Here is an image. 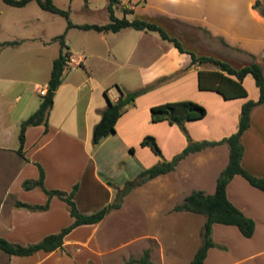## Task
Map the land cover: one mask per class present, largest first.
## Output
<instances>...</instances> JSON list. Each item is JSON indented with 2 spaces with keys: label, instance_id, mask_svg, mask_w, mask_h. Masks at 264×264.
Returning a JSON list of instances; mask_svg holds the SVG:
<instances>
[{
  "label": "crops",
  "instance_id": "crops-1",
  "mask_svg": "<svg viewBox=\"0 0 264 264\" xmlns=\"http://www.w3.org/2000/svg\"><path fill=\"white\" fill-rule=\"evenodd\" d=\"M128 1L126 7L132 9V13H126V17H131L133 14L139 15L140 13H136L139 10L143 12L142 15L148 17H151L149 15L153 12H159V15L194 23L205 29V34L212 38L210 42L212 49H205L204 53L219 54L224 58L220 51L222 50L220 45H223L227 50L236 53L239 58L244 57L245 60L259 62L263 66L264 78V17L251 6L254 0H171L170 2L139 0L140 2L137 3V0H133L136 4ZM259 1L264 5V0ZM148 8L154 10L149 13ZM120 29L111 32H117ZM137 30V40L134 43H142L140 53L148 54L149 57L134 66L143 82L151 76V49L150 45L148 46L151 37L146 30ZM99 32H101L99 39L103 40L108 31ZM216 36H220L223 43L213 42ZM45 39L42 42L46 41ZM65 42L68 45L69 39H65ZM133 45L130 42L127 51ZM171 46H164V50L172 52ZM68 49L70 50L69 45ZM78 50L81 52L74 54L71 48L69 65L84 64L83 57L86 58L89 52L82 46ZM179 53L182 57L178 61L174 58L175 63H172L171 57H169L170 61L165 59L167 62L162 63L165 69L168 66L171 68L170 71L174 69L176 71L170 83L178 87L189 82L188 85H191L194 90L193 96L189 98L203 104L206 109L202 117L185 121L184 124L191 138H219L230 133L235 129L239 105L245 97L224 98L215 90L199 89L196 81L197 69L212 66L206 63L188 64L187 55ZM111 56L114 57V54ZM53 57L54 55L49 56L50 64ZM127 57L126 53L124 57L126 59L123 61L128 60ZM228 57L234 58L235 56ZM84 66L87 67V65H83V73L73 72L75 76H72L71 71L64 72L53 95V101L47 114L46 128L41 123L28 125L25 128L22 143L24 158L19 157L18 159L11 180L13 189L9 191L14 195V200L18 199L31 204L43 203L46 200V195L39 186L30 188L21 186L23 179L38 176L37 165H40L43 172L42 183L45 187L69 190L72 184L76 183L77 187L73 194L75 204L80 211L89 212L111 200L115 193L114 185L121 184L124 179L148 166L151 161V152L147 146L139 144V140L145 133L152 132L157 140V131H159L162 138L166 139L164 144L168 151L163 152L164 158L170 157L175 152L174 150L177 151L185 144V138L175 124H169L165 120L152 122L149 119V106L165 100L187 97H184L179 90V94L152 100L150 89L137 95L133 103L123 108L115 121L113 132H109L92 145L90 142L91 127L99 119L100 110L106 104L102 91L106 90L110 100L118 97V91L116 87H109L106 83L95 80L91 70H87ZM246 76L248 74L242 78V84ZM47 77L48 75L45 76L44 81L38 80L41 84L37 83L33 86L31 93H28L26 87L13 85L11 77L0 78V82L3 80L0 83V136L11 134L17 137L18 122L23 118L24 113L37 106L38 98L34 100L33 97L37 95L39 88L45 89ZM118 81L120 80L114 78L109 83L118 84ZM120 83L122 86L118 85L121 88L133 90L127 82L120 81ZM244 87L247 91L246 97L256 98L257 88L254 83L250 86V92L246 86ZM4 91L8 95H3ZM6 97L20 100L17 103V112L11 119L3 113V105H7L11 113L14 111V106ZM211 103L215 108L212 111V120L209 118ZM240 139L243 148L240 158L242 167L254 175L264 177V103L253 106L250 111L249 124L242 131ZM130 146L133 148L132 151H129ZM1 147L9 150L15 149V147ZM224 150L226 152L227 147ZM199 151L190 153V156L206 152ZM226 159L219 170L226 163ZM178 165L176 164L174 168ZM195 171L198 170L195 169ZM218 171L213 172L211 177L213 187ZM225 194L237 208L253 219V231L249 236H243L232 224L213 223L211 239L214 243L207 248L201 264H264V192L250 185L240 174H233L226 183ZM5 210L6 218H3V226L0 225V236L22 244L36 241L47 233L58 231L72 219L66 203L55 196L49 198L48 205L44 209H29L11 204ZM108 214L114 213L109 210L103 218ZM103 218L96 223L79 224L71 228L64 234L60 248L50 251L37 250L28 255H8L6 264H107L108 261H114V258L118 257L122 264L127 256L136 254L128 251L118 253L117 256L109 255L106 259L105 256L101 258L106 250L102 252L98 249L95 233ZM199 240L201 241L200 233ZM195 248L189 250L191 255ZM191 255L187 258L188 262Z\"/></svg>",
  "mask_w": 264,
  "mask_h": 264
},
{
  "label": "rangeland",
  "instance_id": "rangeland-1",
  "mask_svg": "<svg viewBox=\"0 0 264 264\" xmlns=\"http://www.w3.org/2000/svg\"><path fill=\"white\" fill-rule=\"evenodd\" d=\"M52 1L58 7L67 9L68 18L71 22L102 23L108 20L107 0ZM170 1L167 0V2ZM126 2L127 0H119L116 3L115 14L118 15L122 12V7ZM128 2L136 4L139 1L134 3L133 0H129ZM177 6L179 5L177 4ZM148 10L150 13L154 9L148 8ZM136 13L143 14L139 10ZM159 14V12H153L149 15L151 16L149 18L160 24L170 34L175 35L185 47L195 52H205V49L209 50L211 48L212 38L205 34V29L194 23L175 20ZM64 26L65 18L61 14L41 8L35 0H29L22 6L7 4L0 0V41L18 40L12 45L0 46V78L11 77L13 78V85L26 87L28 93H31L32 87L36 86L40 80L44 81L45 76L48 75L50 69L49 56L57 54L58 42L52 40L50 36L61 32ZM67 30L65 39H69L70 50L72 48L74 54H79L81 51L78 49L82 46L89 52L86 58L83 57V65H87V67H84L91 70L95 80L106 83L109 87H115L109 82L117 78L123 83L127 82L133 89H142L139 94L151 89L152 100L179 94V90L184 94V97L193 96L194 90H192L191 85H188L189 82H186L184 86H178L181 89L170 83L176 71L175 69L170 71L171 68L168 66L165 69L162 63L167 62L165 59L170 61L171 58L172 63H175L182 56L171 46L170 42L161 39L156 31L146 30L151 37L148 44L151 49V76L142 82L138 70L134 66L149 57L148 54L140 53L142 43H134L137 40V29L124 27L117 32L108 31L103 40L99 39L101 32L91 28L82 29L71 26ZM44 38H46V41L42 42ZM215 41L223 43L220 36H216L213 42ZM130 42L134 45L127 51ZM164 46H171L173 51L164 50ZM208 46L209 48H207ZM220 48L222 49L220 50L221 55L223 54L224 58H229L232 62H248L244 57H237L236 53L227 50L225 46L220 45ZM126 53L128 54V60L123 61V59H126L124 58ZM111 54H114V57ZM232 55L235 57H228ZM174 58H176L175 61ZM83 65H70L69 69L71 68V70L67 69V71H71L70 73L75 71L83 73ZM72 76H75V73ZM126 79L128 80L126 81ZM120 81H118V84L122 86ZM2 82L3 80L0 83ZM243 84L250 92V86L253 85L250 75L245 77ZM2 94L8 95L6 91ZM6 98L8 99V97ZM33 99L36 100L37 95ZM8 100L14 106V111L11 113L7 109V105H3V113L11 119L17 112V103L20 100L14 98ZM213 106L214 104L211 103V109L209 107V118L211 120L213 119L212 111L215 109ZM31 111L24 113L23 118ZM152 125L151 123V127ZM177 129L179 128L177 127ZM185 129L187 131L186 126ZM157 132L158 139L155 141L161 154L163 152L167 153L168 149L164 144L166 139L162 138L159 131ZM187 133L191 138L190 133L188 131ZM1 146L15 147L16 149L18 146L17 137H13L11 134L4 137L0 136V225L2 227L3 218H6L5 209L13 204L12 201L15 198L9 192L13 189L12 176L19 157L21 159L23 157L19 156L14 151L15 149L9 150ZM208 147H204L205 150L200 149L199 152L206 151L205 153L202 152L201 155L190 156V152L185 154L178 160L177 164L179 165L172 171L167 174H159L135 186L122 197L119 207L110 209L114 214L105 216L95 233L98 249L102 252L106 250L101 258L105 256L106 259L109 255L117 256L118 253L128 251L138 255L143 248L148 247L150 258L156 264H189L187 259L191 255L189 250L195 248L200 242L199 233L203 215L183 210H172V205L195 187L203 188L204 192L212 191V174L222 166V162L227 158V151L224 150L226 149L224 143ZM181 148L177 151L174 150L175 152L172 154L178 152ZM149 151L151 152V161L148 166L160 159L158 154L150 149ZM194 152L197 153L198 151ZM195 169L198 171H195ZM119 260V257L114 258V261L111 262L107 260V264H121ZM6 261L7 254L0 250V264H6Z\"/></svg>",
  "mask_w": 264,
  "mask_h": 264
},
{
  "label": "trees",
  "instance_id": "trees-1",
  "mask_svg": "<svg viewBox=\"0 0 264 264\" xmlns=\"http://www.w3.org/2000/svg\"><path fill=\"white\" fill-rule=\"evenodd\" d=\"M3 2L15 6H22L29 0H2ZM139 1V0H137ZM43 9L61 14L65 18L64 29L53 35L52 40L58 42V52L52 58L49 74L46 80L43 93L37 90V106L18 122L17 140L18 146L14 150L19 156L23 157L22 143L24 130L28 125L43 124L47 126V114L53 101L55 89L62 80L64 72L69 69L70 50L65 42V32L68 27L76 26L82 29H94L96 31H116L122 27H131L134 29L154 30L161 39H164L178 51L187 55L188 64L206 63L211 68H198L196 81L199 89L215 90L224 98L245 97L240 103L237 114L235 129L230 133L217 139H198L193 140L189 137L184 122L190 119L202 117L205 107L192 99L181 98L175 100H165L151 104L149 106V119L152 122L165 120L169 124H175L186 138V144L176 153L172 154L169 159L164 158L150 133H145L139 140L141 146H147L150 150L160 156V159L153 164L141 168L130 178H126L119 185H114L115 193L111 200L93 209L89 212L80 211L73 199V194L77 184L73 183L69 190L58 188H47L42 183V168L38 165V176L36 178H25L21 185L23 188L39 186L46 195L43 203H27L15 199L13 205L22 206L29 209H44L48 205L51 196H55L64 201L68 207V212L72 217L71 221L62 226L58 231L50 232L43 235L36 241L27 243H18L10 241L0 236V250L8 255H28L37 250L50 251L60 248L62 238L71 228L79 224L96 223L112 208L120 205L122 197L135 186L142 184L144 181L153 178L159 174L171 171L177 164L178 160L187 153L198 151L204 147L214 146L224 143L227 147V159L224 166L218 171L214 180V187L211 192H204L200 188L191 189L184 194L182 198L172 205V210H183L195 212L203 215L200 236L201 241L195 248L189 260L190 264H201L207 248L214 242L211 239V225L215 222L223 224H232L236 226L243 236H249L253 231L254 221L250 216L245 215L237 208L226 196L225 186L233 174H240L250 185L264 192V177L254 175L242 167L240 158L242 154L241 133L249 124L250 111L253 106L264 103V78L263 66L254 60L239 63L222 58L219 55L204 52H195L185 47L175 36L167 32L157 22L151 20L148 16L133 14L126 17V13H132V9L122 7L121 15L115 14V6L119 0H107L106 9L108 20L102 23H74L68 18V11L65 8L58 7L52 0H35ZM140 2V1H139ZM259 14L264 17V5L259 0H254L251 4ZM18 42L17 39L2 40V45H12ZM250 75L254 85L257 88L256 98L246 97L247 91L241 83L245 75ZM117 91L118 97L110 100L103 89V95L106 99L105 106L100 110L99 119L93 123L90 131V142L92 145L97 143L103 136L114 131V124L123 108L133 103L134 98L142 89L125 90L117 83L113 84ZM133 148L130 146L129 151ZM24 158V157H23ZM109 182V181H108ZM75 264V263H74ZM122 264H156L149 254L148 247L141 250L138 255L127 256Z\"/></svg>",
  "mask_w": 264,
  "mask_h": 264
},
{
  "label": "built area",
  "instance_id": "built-area-1",
  "mask_svg": "<svg viewBox=\"0 0 264 264\" xmlns=\"http://www.w3.org/2000/svg\"><path fill=\"white\" fill-rule=\"evenodd\" d=\"M38 91H39L40 93H43V92H44V88H39Z\"/></svg>",
  "mask_w": 264,
  "mask_h": 264
}]
</instances>
